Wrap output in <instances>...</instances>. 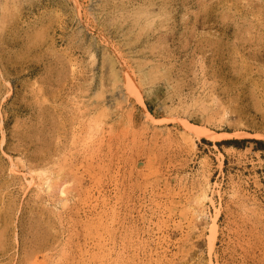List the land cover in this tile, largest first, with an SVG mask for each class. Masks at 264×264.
<instances>
[{"label": "rangeland", "instance_id": "374dc122", "mask_svg": "<svg viewBox=\"0 0 264 264\" xmlns=\"http://www.w3.org/2000/svg\"><path fill=\"white\" fill-rule=\"evenodd\" d=\"M0 264H264V0H0Z\"/></svg>", "mask_w": 264, "mask_h": 264}, {"label": "bare ground", "instance_id": "6f19581e", "mask_svg": "<svg viewBox=\"0 0 264 264\" xmlns=\"http://www.w3.org/2000/svg\"><path fill=\"white\" fill-rule=\"evenodd\" d=\"M13 11V10H12ZM143 103V102H142ZM146 107V106H145ZM146 109V111H147V113H149V111H148V109L147 108H145ZM206 135V132H204V133H202V135H200V136H205ZM42 172H44V171H42ZM46 172V171H45ZM48 172V171H47ZM75 172V171H74ZM42 175V174H41ZM40 175V176H41ZM62 175V174H61ZM59 177V176H58ZM45 180H46V177H45ZM44 180V181H45ZM42 181V180H41ZM49 183V182H48ZM49 186H51V185H49ZM59 191L61 192V194H65L66 193V187L64 186V184H61L60 186H59ZM208 194H207V192L206 191H202V193L200 194V197H198V203H201V204H203L204 202H205V200L206 199H208Z\"/></svg>", "mask_w": 264, "mask_h": 264}, {"label": "trees", "instance_id": "16d2710c", "mask_svg": "<svg viewBox=\"0 0 264 264\" xmlns=\"http://www.w3.org/2000/svg\"><path fill=\"white\" fill-rule=\"evenodd\" d=\"M233 141H236V142H238V140H237V139H235V140H234V139H233V140H231V142H233Z\"/></svg>", "mask_w": 264, "mask_h": 264}]
</instances>
